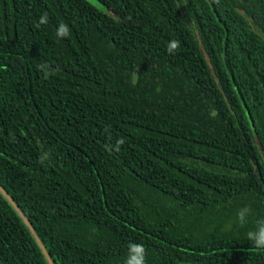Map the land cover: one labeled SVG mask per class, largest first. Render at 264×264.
<instances>
[{"label":"trees","instance_id":"trees-1","mask_svg":"<svg viewBox=\"0 0 264 264\" xmlns=\"http://www.w3.org/2000/svg\"><path fill=\"white\" fill-rule=\"evenodd\" d=\"M97 1L0 0V264H48L8 197L53 264H264V0Z\"/></svg>","mask_w":264,"mask_h":264},{"label":"clouds","instance_id":"clouds-1","mask_svg":"<svg viewBox=\"0 0 264 264\" xmlns=\"http://www.w3.org/2000/svg\"><path fill=\"white\" fill-rule=\"evenodd\" d=\"M48 23L47 13L42 14L39 17V21L37 27L41 25H45ZM70 34L69 26L65 23H59L56 29L57 38H67ZM180 41L179 40H171L167 45V51L169 55L174 54V51L179 49ZM41 70L48 69V66L41 65ZM50 71V69H48ZM124 139L120 138L117 141L115 146V150L119 151L120 146L123 145ZM49 154L44 153L40 158L39 162L43 163ZM251 208L248 205H244L243 207L237 209L236 219L239 224L243 225L246 223V217L251 213ZM249 240L254 244L255 247L264 249V218L257 221V228L248 233ZM124 264H146V248L143 244H136L134 242L128 245V253Z\"/></svg>","mask_w":264,"mask_h":264},{"label":"water","instance_id":"water-1","mask_svg":"<svg viewBox=\"0 0 264 264\" xmlns=\"http://www.w3.org/2000/svg\"><path fill=\"white\" fill-rule=\"evenodd\" d=\"M0 191H2V189L0 188ZM8 201L12 204V206L14 207V209L16 210V212L18 213V215L20 216V218L23 220V222L26 224V226L29 228L30 232L32 233L35 241L37 242L42 254L44 255L45 259L47 260L48 264H53L46 248L44 247V245L41 243L40 239L38 238V236L35 234L31 224L29 223V221L27 220V218L25 217V215L19 210V207L14 204L13 200L8 197Z\"/></svg>","mask_w":264,"mask_h":264},{"label":"rangeland","instance_id":"rangeland-1","mask_svg":"<svg viewBox=\"0 0 264 264\" xmlns=\"http://www.w3.org/2000/svg\"><path fill=\"white\" fill-rule=\"evenodd\" d=\"M86 1L89 2L95 8L104 10V7L97 0H86ZM263 41H264V36H263Z\"/></svg>","mask_w":264,"mask_h":264}]
</instances>
